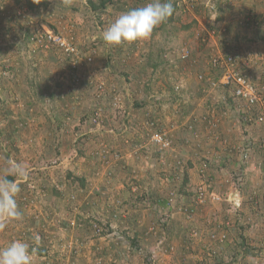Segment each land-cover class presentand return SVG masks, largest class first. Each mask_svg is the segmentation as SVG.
<instances>
[{
    "label": "rangeland",
    "instance_id": "obj_1",
    "mask_svg": "<svg viewBox=\"0 0 264 264\" xmlns=\"http://www.w3.org/2000/svg\"><path fill=\"white\" fill-rule=\"evenodd\" d=\"M146 2L0 0V249L21 240L31 264H105L104 240L120 241L119 216L140 213L130 264H228L213 262L212 248L231 245L232 220L205 230L202 253L191 246L202 231L193 215L195 206L236 214L243 184H252L247 204L261 201L264 0H172L174 15L148 39L103 40L119 14ZM52 36L73 44L76 58ZM229 56L258 104L225 83ZM155 130L168 147L153 142ZM185 219L187 247L164 249V234ZM233 237L246 264H264L248 237Z\"/></svg>",
    "mask_w": 264,
    "mask_h": 264
},
{
    "label": "crops",
    "instance_id": "obj_2",
    "mask_svg": "<svg viewBox=\"0 0 264 264\" xmlns=\"http://www.w3.org/2000/svg\"><path fill=\"white\" fill-rule=\"evenodd\" d=\"M216 182V181H215ZM220 182V181H219ZM249 187H252V184L251 185H246V184H243V186H241L240 190H241V195H242V199H243V208H241L240 210L236 211L235 213L236 214H226L225 211H223L220 207L217 208L216 210V207H213L212 210H210L211 213H208L206 211L207 210V207H196V210H195V215L194 218H196V226L198 227V230H202V231H199L201 232V236L199 237V239H195L193 238L192 239V243H191V246L196 244L198 246H200V248H197V250L199 252H202V253H205V252H208L207 250L209 248L206 247V241H208V236L206 233H211L213 230L215 229H219L220 228V224L223 223L225 220L223 219L224 217H226V221H227V218H230L232 220V224L234 226H232V228H230L229 226V229H228V234H229V243L231 245H226L224 247L220 246L218 244V247L217 248H212L213 249V252H214V260L213 262L216 263V261L219 263L220 260H223L226 259V262H228V264H246L250 257L248 254H244L241 253V249H243L245 251V247H239V246H235L236 245V241L238 239H235L233 236H237L238 234L241 235L243 234L245 237H248V242L250 245L251 248H247L249 249V252L250 250H256V251H264V187L263 186H260L261 189L258 190V192L262 193V196L260 198V202L257 204V201H256V205H255V201L253 202V205L251 204H247V200H249L248 197H245V193H248V192H251L250 189L248 188ZM227 185H215V188L218 189V188H226ZM255 187H259L258 186V183H257V186H256V182H255ZM219 190V189H218ZM260 195V194H259ZM250 196V194H249ZM251 199H254V197H251ZM185 204L193 207L194 205L191 204V200H188V202H185ZM227 206V205H226ZM160 208V207H159ZM256 208V209H255ZM211 209V208H210ZM170 210V209H169ZM138 212V211H137ZM165 212L166 213H170L169 216H170V219H172L171 223L174 224V221L177 219L175 214L173 212H170L166 210V207H165ZM148 213V212H147ZM141 217L140 213H132V216L130 219H126L124 218V216H119V221L115 224L116 227H117V230H116V234L119 235L118 236V239L120 240L119 243H114L112 241L114 240H117L115 238H113L112 236H107L106 239L104 240V263L105 264H109V260H111L112 258L115 260V259H118L119 263L121 264H130L131 262V258L133 257V255L136 253L135 252V248L136 247H133V245L131 244L130 240H129V237L130 235H134L137 236V237H143V234H141L139 231V224H138V219ZM153 213L149 211V214H148V217H147V223H149L150 219L153 220ZM253 220V221H252ZM256 220H260V222L256 225H254V223L256 222ZM170 221V220H169ZM186 222H184L183 224H178L179 228L175 229L174 232H169L170 233V236H169V233H165L164 235V238H163V241L161 243H163L164 245V249H168V247L170 245H178L180 246V244H182L184 241L186 242V240L184 239L186 236V232H182L181 230H183V225L185 228H188V224H190L191 226L193 225L192 224V221H187L185 219ZM251 221V225L249 226V222ZM207 222L209 224H207ZM237 223H241V225H244L243 227L239 226L237 228V226L235 227V224ZM148 225V224H146ZM231 226V225H230ZM115 227V226H113ZM167 230V229H166ZM205 230H210L208 232H206ZM115 232V231H114ZM111 233V234H114ZM206 232V233H205ZM162 233H159L157 232L156 234L154 233V235H151L152 237L151 238H155L156 239V242L154 243V246L152 248H150L152 251L154 250H157V245H161V244H158V240L160 241V237H161ZM205 235L207 237H205ZM204 237V239L202 240V238ZM136 240V238H135ZM142 243H144V238L142 239ZM184 242V243H185ZM233 242V244H232ZM186 247L188 245V243L186 242ZM190 244V243H189ZM116 245L118 247V249L116 248ZM113 246V249L112 251L115 252V254H112L111 250H110V247ZM237 247V248H236ZM157 248V249H156ZM235 251H234V250ZM119 250V253H117ZM240 251V252H239ZM113 255H117L116 257L113 256ZM199 256V255H198ZM202 256H205V255H202ZM235 256V257H234ZM171 257H169L170 259ZM168 259V260H169ZM213 259V258H212ZM228 260V261H227ZM204 261V262H203ZM201 261L199 264H207V259L206 257H204V260Z\"/></svg>",
    "mask_w": 264,
    "mask_h": 264
},
{
    "label": "clouds",
    "instance_id": "obj_3",
    "mask_svg": "<svg viewBox=\"0 0 264 264\" xmlns=\"http://www.w3.org/2000/svg\"><path fill=\"white\" fill-rule=\"evenodd\" d=\"M174 13L172 0H147L142 6L119 14L103 32V40L109 45L146 40ZM5 204L6 202L0 203V211H5ZM31 256L29 245L15 240L0 249V264H31Z\"/></svg>",
    "mask_w": 264,
    "mask_h": 264
},
{
    "label": "built area",
    "instance_id": "obj_4",
    "mask_svg": "<svg viewBox=\"0 0 264 264\" xmlns=\"http://www.w3.org/2000/svg\"><path fill=\"white\" fill-rule=\"evenodd\" d=\"M54 42L67 54H70L74 58H76V48L68 42L66 39L62 37H53L52 38ZM72 57V59H73ZM226 64L229 65V70L227 69L226 72H228L225 76V83L231 85L234 87V95L239 98L248 101L250 104H258L260 101V98L258 97L257 89L254 88L245 78H243L238 73H231L232 70L230 67L235 66V58L234 56H229L226 59ZM216 63V62H215ZM218 66V64H217ZM152 140L155 144L158 146L168 147L169 143L166 141L165 134L160 130H155L152 134Z\"/></svg>",
    "mask_w": 264,
    "mask_h": 264
}]
</instances>
